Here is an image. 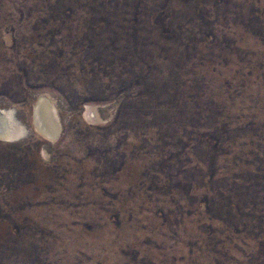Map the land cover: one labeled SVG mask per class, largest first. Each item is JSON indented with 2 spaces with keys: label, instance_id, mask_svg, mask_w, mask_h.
Instances as JSON below:
<instances>
[{
  "label": "rangeland",
  "instance_id": "obj_1",
  "mask_svg": "<svg viewBox=\"0 0 264 264\" xmlns=\"http://www.w3.org/2000/svg\"><path fill=\"white\" fill-rule=\"evenodd\" d=\"M1 110L0 264H264V0H0Z\"/></svg>",
  "mask_w": 264,
  "mask_h": 264
},
{
  "label": "bare ground",
  "instance_id": "obj_2",
  "mask_svg": "<svg viewBox=\"0 0 264 264\" xmlns=\"http://www.w3.org/2000/svg\"><path fill=\"white\" fill-rule=\"evenodd\" d=\"M41 114L42 112L38 108L36 111L37 125L42 130V132L51 137V135L55 134V128L57 127L54 128L55 125L52 126L53 123L52 125L47 124ZM19 127L20 124L13 111H0V138L12 141L20 138L25 133V131L23 130L24 128Z\"/></svg>",
  "mask_w": 264,
  "mask_h": 264
}]
</instances>
